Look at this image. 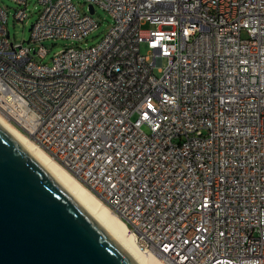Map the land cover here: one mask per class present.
Listing matches in <instances>:
<instances>
[{
    "label": "built area",
    "instance_id": "built-area-1",
    "mask_svg": "<svg viewBox=\"0 0 264 264\" xmlns=\"http://www.w3.org/2000/svg\"><path fill=\"white\" fill-rule=\"evenodd\" d=\"M12 1L23 21L28 0ZM86 2L109 30L52 65L29 44L83 40L92 14L39 0L14 44L0 5V114L127 216L139 247L159 241L162 264H264V0Z\"/></svg>",
    "mask_w": 264,
    "mask_h": 264
},
{
    "label": "water",
    "instance_id": "water-1",
    "mask_svg": "<svg viewBox=\"0 0 264 264\" xmlns=\"http://www.w3.org/2000/svg\"><path fill=\"white\" fill-rule=\"evenodd\" d=\"M0 264H136L1 123Z\"/></svg>",
    "mask_w": 264,
    "mask_h": 264
},
{
    "label": "bare ground",
    "instance_id": "bare-ground-1",
    "mask_svg": "<svg viewBox=\"0 0 264 264\" xmlns=\"http://www.w3.org/2000/svg\"><path fill=\"white\" fill-rule=\"evenodd\" d=\"M0 123L43 166V168L73 197V199L129 254L136 264H162V244L147 239L140 247L135 239L136 228L127 216L114 210L106 196L100 195L90 181H83L74 168H64L29 136L0 114ZM153 249L155 256L146 254Z\"/></svg>",
    "mask_w": 264,
    "mask_h": 264
},
{
    "label": "rangeland",
    "instance_id": "rangeland-1",
    "mask_svg": "<svg viewBox=\"0 0 264 264\" xmlns=\"http://www.w3.org/2000/svg\"><path fill=\"white\" fill-rule=\"evenodd\" d=\"M72 2L82 14L90 13L89 5L86 0H72ZM0 5L7 15V29L10 33V41L14 44H21L24 42L27 45V42L31 37V28L38 20L42 10L39 0H28L26 10L27 17L23 21L15 18L17 10L21 8L15 2L12 0H0ZM92 17L98 23V28L83 40L76 41L58 38L44 40L39 43H30V47L37 50L40 47H43L47 53L44 58L36 54L34 60L40 64L52 65L55 55L65 48L74 46L89 48L99 44L109 30L112 24V18L106 10L99 6L95 7V12L92 14ZM147 51L148 49L146 45L143 44L141 46V53L147 54ZM165 64L166 60H163L162 66H165ZM155 75L158 77L161 75L160 72H158V68L155 69Z\"/></svg>",
    "mask_w": 264,
    "mask_h": 264
}]
</instances>
